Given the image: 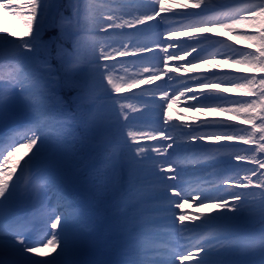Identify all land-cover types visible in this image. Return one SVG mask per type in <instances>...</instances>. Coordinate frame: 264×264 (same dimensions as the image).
Here are the masks:
<instances>
[{"label":"snow or ice","instance_id":"snow-or-ice-1","mask_svg":"<svg viewBox=\"0 0 264 264\" xmlns=\"http://www.w3.org/2000/svg\"><path fill=\"white\" fill-rule=\"evenodd\" d=\"M49 6L0 0L17 22L0 28V54L11 50L15 61L0 114L19 100L28 116L0 151V252L14 251L23 264H75L83 211L40 165L53 141L82 127L84 139L107 137L110 176L101 183L117 194V208L134 209L124 221L136 229L125 264H264V0H68L71 15L60 11L51 25ZM46 28L56 30L47 40ZM52 45L86 112L70 113L58 96L61 109L52 111L60 71L47 59ZM134 89L142 110L127 103ZM181 99L184 123L169 111ZM20 197L26 211L14 207ZM190 201L197 212L185 211ZM257 214L259 231H247ZM257 249L258 261L243 258Z\"/></svg>","mask_w":264,"mask_h":264},{"label":"rangeland","instance_id":"rangeland-1","mask_svg":"<svg viewBox=\"0 0 264 264\" xmlns=\"http://www.w3.org/2000/svg\"><path fill=\"white\" fill-rule=\"evenodd\" d=\"M48 2L50 5L47 12V22L49 25L59 19L60 11H63L65 16L71 15V10L65 7V5L68 3V0H48ZM14 20L15 18L8 13L0 14V28H11ZM48 31L49 30L46 28L44 34L45 40ZM66 31H71V29L66 28ZM227 35V33H224L225 37H227ZM232 39L234 40L235 37L233 36ZM80 47L82 54H86L89 44L86 40H82ZM64 48L71 52L73 45L71 42L69 43L66 41L64 42ZM13 57L14 53L11 50H8L0 54V61L2 59L9 60L11 64H14L15 61ZM47 59L53 68L60 70L56 76V80L59 82L50 85L53 87L54 97H60L64 102L66 109L72 114L79 115L82 112H86L88 110V105L86 103L78 107V103L73 100V97L76 95V89L72 88V91H68L70 88L65 86L64 78L66 76L63 74L62 62L57 58V49L55 45H52L47 52ZM197 70H201L199 66ZM118 74L122 75L123 73ZM178 75L183 76L184 74L183 72H180ZM137 91V99H130L129 102L136 108L142 110L144 108V104L142 103L141 99H139L141 90L137 89ZM18 102L21 103V101ZM184 104L185 101L181 99L179 105H174L173 108L169 109L173 118L177 120L178 123H184L182 117L180 116V113L184 112ZM60 109L61 106L57 105L55 102V105L52 107V111H57ZM186 115L196 116L197 114L194 112H189L186 113ZM207 115L212 116L213 114L208 113ZM7 121L8 120L6 119L5 122ZM126 131L127 129L125 132ZM84 136L85 133L83 128L77 127L74 134L69 136L63 144H59L60 146L57 149V152L54 153L55 156H57L59 152L65 153L63 156V166H61V170L70 178L73 187L81 190L80 199H75V204L72 202H67L71 204L73 208L75 206L76 208H79L83 211V227L81 228L82 239L77 249L79 250V253L75 254L73 260L75 261V264H112V261L113 264H121V250L123 248L127 249L126 243L129 244L130 248H132V242L129 240L128 233L134 232L136 229L131 223L124 222L130 219L120 216L123 212V208L120 206L117 208L115 206L117 194L113 192L109 183L102 184L105 187H108L106 192L111 198L108 204V212L101 210L100 212L99 209H96L92 205L89 193L86 191L88 189L89 183L95 184L94 176H100L101 181L105 177L110 176V172L103 167L102 163V154L105 151L107 139L103 140V135H98L95 132L88 133L87 139H84ZM50 147L52 150L56 149L54 141L51 143ZM76 191L77 190L75 189L74 193H76ZM189 205L190 203L186 204L185 211L188 213H194L189 211ZM27 206V201L23 197L18 198L14 204V207H16L18 210H27ZM133 211L134 210L130 211V213H133ZM199 211L206 212L204 209H199ZM102 232L105 233L111 240L107 246H102ZM106 250L110 252V255L105 252ZM6 255L7 259L0 260V264H5V262H7V264H23V258L17 253L8 252ZM132 257L133 253L131 251V256L128 257V259ZM147 258L153 259L155 257L149 253L147 254Z\"/></svg>","mask_w":264,"mask_h":264},{"label":"bare ground","instance_id":"bare-ground-1","mask_svg":"<svg viewBox=\"0 0 264 264\" xmlns=\"http://www.w3.org/2000/svg\"><path fill=\"white\" fill-rule=\"evenodd\" d=\"M179 2H184V0H179ZM171 6L174 7V4ZM3 13H8V11L7 10H0V14H3ZM16 24H17V22H16V20H14L12 25H11V28L15 27ZM0 64L4 65L3 68H0V95H2L7 91L3 82L7 80V73L9 71H11V69L8 67V65H10L11 63L9 62V60L2 59L0 61ZM146 87L141 86V89L146 88ZM51 88L53 89V87H51ZM141 89H138V90H141ZM132 94H134L136 97L138 95L137 89L132 90ZM123 95H130V94H123ZM52 96H53V99L50 101V104L53 107L55 105L54 91L52 93ZM134 99H137V98H134ZM18 101L19 100L10 101L8 104L6 112L3 114H0V145H1L0 151H3L5 148H7L8 143H11L13 141V139L16 136H18L19 133H21L23 131V126L25 125V123L28 120V116H27V113L25 112V110L23 108L22 102L19 103ZM127 103H130V102L127 101ZM6 119L8 120L7 122H5ZM105 139H107V137L103 136V140H105ZM17 146H19V145H17ZM55 146H56V149H53V150L50 147L49 151L51 153V157L43 165H40V167H49L50 168V170H51V172L54 175L55 180H56V188H59L60 191H64L63 194L66 196L67 202H72L73 204H75V201H76L75 199H79V193L77 192L76 194H73L72 191L74 189H76L78 191V188H74L72 182L70 181V178L62 172L61 166H63V156L65 153L59 152L58 155L55 156L54 153L57 152V149L59 148L60 145H59V143L55 142ZM22 153H23V149L21 150L20 154H22ZM20 154H18V155H20ZM35 170L36 169L34 168L33 174L35 173ZM30 179H32L31 174L28 177H26V180H30ZM33 182H34V184L38 185L41 188H44L46 185V181L41 180L39 178L33 180ZM53 191H55V189H53ZM53 203H54V201H53ZM189 203H190L189 211L190 212H197L198 209L195 206H193L191 201ZM120 207L123 208V212L121 213L120 216L125 217L126 219H131L133 213H130V211L134 210L133 207L128 206V205H124V204H121ZM19 210L26 211L24 209H19ZM260 227H261V225L259 222L258 214L255 215L249 222H247L244 225V228L247 231H251V232H258ZM126 247H127V249L123 248L121 250V253H122V255H121L122 263L121 264H125V262L128 260V257L131 256L132 248H130L129 244H127V243H126ZM8 252H14V251L7 250L4 252H0V260H6L7 259L6 253H8ZM77 253H79V250H77L75 254H77ZM74 256L72 257V259H74ZM243 258L258 261L260 258L258 249L250 255L246 254ZM80 264H82V263H80Z\"/></svg>","mask_w":264,"mask_h":264},{"label":"trees","instance_id":"trees-1","mask_svg":"<svg viewBox=\"0 0 264 264\" xmlns=\"http://www.w3.org/2000/svg\"><path fill=\"white\" fill-rule=\"evenodd\" d=\"M55 32H56V30L55 29H51V30H49L48 32H47V35H46V40L48 39V36L49 35H52V34H55ZM68 41H70V40H68Z\"/></svg>","mask_w":264,"mask_h":264}]
</instances>
